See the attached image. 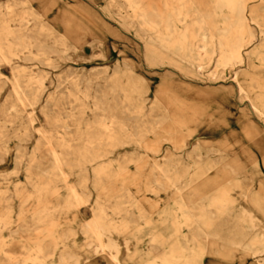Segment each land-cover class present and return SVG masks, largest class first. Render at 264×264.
Returning a JSON list of instances; mask_svg holds the SVG:
<instances>
[{
  "label": "bare ground",
  "instance_id": "1",
  "mask_svg": "<svg viewBox=\"0 0 264 264\" xmlns=\"http://www.w3.org/2000/svg\"><path fill=\"white\" fill-rule=\"evenodd\" d=\"M106 1L137 31L148 64L226 87L217 102L174 109L159 94L166 89L174 97L170 89L183 86L180 77L174 84L156 83L127 58L114 57L113 74L102 78L71 65L59 71L41 107L47 127L36 128L38 142L48 144V164L35 149L18 148L15 166L25 160L32 192L16 212L13 196L0 192V264H264V0ZM40 7H46L40 0H0V68L13 69L8 81L0 79V90L10 83L1 112L26 113L28 124L37 120L46 82H55L43 67L72 60L85 68L92 59L86 46L69 54L82 42H73L69 29L60 33L50 27ZM146 93L154 96L148 109ZM86 108L103 120L136 118L134 129L153 135L164 129L161 121L172 119L167 128L175 134L178 156L154 164L145 185L160 196L150 204L157 206L156 214L128 182L108 187L120 171H112L90 134L76 147L74 137L91 128L89 120L82 125ZM23 130L20 137L28 134L27 126ZM7 152L0 150V163ZM32 171L41 183L29 176ZM73 174L77 179L70 183ZM59 182L66 195L53 199ZM25 188L16 186L14 194ZM32 196L38 205L30 214L25 203ZM65 210L74 216L60 220ZM16 238L21 252L10 249Z\"/></svg>",
  "mask_w": 264,
  "mask_h": 264
},
{
  "label": "rangeland",
  "instance_id": "2",
  "mask_svg": "<svg viewBox=\"0 0 264 264\" xmlns=\"http://www.w3.org/2000/svg\"><path fill=\"white\" fill-rule=\"evenodd\" d=\"M40 1L46 6L40 7V10L47 11L45 12L44 18L47 23H50V27L52 26L54 30L60 33H65L66 29H69L72 33L71 40L76 42L77 40L75 38H77L78 45L82 42L78 50L70 49L69 54L73 56L75 55V51H80L83 46H86L92 59L89 60L85 68H81L78 62L72 60H62L59 68L43 67L49 71V77L54 79L55 82L51 83L49 80L46 82V93L40 106L36 110L37 120L33 124H28V116L26 113L20 116L2 114L1 111L6 108L4 104L9 99L10 93V83L5 82L3 84V89L0 90V130L5 135H1L0 150L6 148L8 152L6 154L7 160L0 163V192L7 191L8 194L13 196L15 212L18 210L19 205L25 201L26 196L32 192V188L27 183L28 174L24 168L26 165L25 160L21 162L20 168H17L15 166L14 155L18 148L27 151L35 149L43 163L48 164L49 156L46 151L48 144L46 142H38L39 133L36 131V128L47 127V120L41 111V107L47 95L54 91V84H57L59 71H62L69 65L73 66L72 69L77 72L79 71L96 78H102L113 74V68L115 67L114 57L116 59L127 58L130 66L146 74L149 76V80L152 79L156 83H161L162 80H168L174 84L177 83L180 77V82L182 81L181 84L184 87L170 89L174 97L168 94L169 91L167 92L166 89H164L163 94H159L161 101L165 104L168 103L166 105L174 107V109H178L177 107L180 105L186 109L191 104H195V102H217L221 96L219 95V90L226 87L225 84L215 83L214 81L208 83L194 82L188 76L182 77L179 73L180 71H175V69L162 65L148 64L147 58L145 57V46L142 39L137 35V31L106 0ZM33 4L38 6L36 2H33ZM57 45L62 48L65 43L57 42ZM124 67L122 65V68ZM12 75L13 69L11 66H2L0 68V79L8 81ZM107 90L109 91V88ZM145 95L149 96V99L145 101L146 108L148 109L153 103L154 96L152 93H146ZM177 99L180 101H177ZM164 103L163 105H165ZM86 110L87 113L81 117L82 125L84 126L85 122L89 120L91 128L89 131L83 129L74 137L76 147L81 148L84 145L82 137L90 134L91 140L96 143V146H92L104 150V158H108L113 165L112 171H120V177H111V180H114V182H108V187L119 188L122 181L128 182L132 191L147 205V208L151 212L156 214L157 206L153 207L150 204L155 202V199L160 196L146 191L145 185L149 181L147 174L150 173L154 164H161L165 158L178 156V150L174 146L176 140L175 134L167 128L171 125L172 119L161 121V126L164 129L157 128L158 135H155L156 133L153 135V133L150 134L148 130L143 128L138 131L135 130L133 126L138 121L136 118L126 117V119H123L120 117L119 119H114L108 116V119L103 120L101 116L95 117L91 108H86ZM214 114H216L218 121L216 119L214 120L220 123L219 115L217 112H214ZM7 119H10L11 122L6 121ZM257 123L260 125L259 121ZM25 126L29 129L28 134L20 137L24 134L23 129ZM62 133L67 137L64 131ZM56 135L59 134L56 133ZM156 136H160L158 141L155 139ZM86 165L90 167L91 164L87 163ZM119 167H123L124 169L119 170ZM133 172H140L142 174H138L136 178L130 176L125 179V174L131 175ZM29 176L36 183H41L43 180L36 171L29 172ZM76 179L77 175L73 174L68 178V181L73 183ZM63 184V182H59V195L54 196L53 199H63L65 197L67 190L63 187ZM20 185H25L28 190L25 188L21 193L14 194L15 187ZM107 190L105 189L102 193H106ZM96 194L97 191H95L94 196ZM102 196H105V194H102ZM37 205L36 198L32 196L25 203L27 213L31 214ZM73 216V211L65 210L61 212L59 219H70ZM10 249L13 252H21L20 240L17 238L14 239Z\"/></svg>",
  "mask_w": 264,
  "mask_h": 264
}]
</instances>
